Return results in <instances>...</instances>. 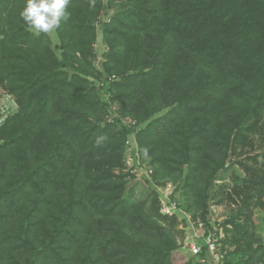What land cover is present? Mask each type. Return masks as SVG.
<instances>
[{"label":"trees","instance_id":"obj_1","mask_svg":"<svg viewBox=\"0 0 264 264\" xmlns=\"http://www.w3.org/2000/svg\"><path fill=\"white\" fill-rule=\"evenodd\" d=\"M24 3L0 0V89L17 106L0 126V264H209L210 233L224 264H264V152L246 156L264 130V0H70L50 33ZM131 136L150 201L126 196ZM222 173L241 204L220 237L207 216L231 199L213 195ZM168 184V204L201 215L197 257L160 214Z\"/></svg>","mask_w":264,"mask_h":264},{"label":"rangeland","instance_id":"obj_2","mask_svg":"<svg viewBox=\"0 0 264 264\" xmlns=\"http://www.w3.org/2000/svg\"><path fill=\"white\" fill-rule=\"evenodd\" d=\"M105 48L104 45H102L101 40L98 36V41L93 44V48L95 50V63H98V60H100V54L102 53L103 49ZM16 104L8 93L4 92L3 90L0 89V126L4 122V120L8 117L9 114L13 113L16 110ZM131 120V119H130ZM129 122V121H128ZM127 123V122H126ZM249 142L252 143V146L254 147V150L251 153H248L246 156H255L258 155L262 152H264V130L260 129L259 132L253 133L249 136ZM129 144L132 146V149L127 151L126 153V165L129 169H132L133 166H139L140 162L137 161L136 163H133L132 158L130 157V153H135L136 156H138L139 153V148L136 146L135 147V138L131 136V139L129 140ZM247 153V152H246ZM245 153V154H246ZM244 156V155H243ZM242 157V156H241ZM131 158V159H130ZM244 157H242L243 159ZM235 160L237 161L238 159L235 158L232 160L233 163H235ZM261 161V159L259 160ZM149 163V162H147ZM142 167V169H132L133 172L136 171L135 178L131 180L127 186V193L126 196L131 198L134 201H150V197L153 195V191L156 190L154 185L153 180L151 179V173L153 172L150 167ZM236 166V165H235ZM238 167H235L234 170H237ZM221 180L218 179V181L215 183V190L213 192V195L217 193V187L221 186L222 184L227 185V193L231 194V199L228 197H222V195H218L215 199H212V202L208 204L209 208V214L207 216V219L209 222L213 225L215 229H218L220 235L222 236V231L218 226L222 222H224L226 219L231 218L232 215L237 216L238 214V205L240 206V200L239 198L233 193L232 190V176L230 173H222L221 175ZM170 185V184H168ZM171 186V185H170ZM155 188V189H154ZM241 188V187H240ZM172 192V186L171 187H166L165 191H163L162 195H170ZM220 194V193H219ZM242 196L243 193H242ZM216 200V201H215ZM165 202V200L160 198V202L162 205V202ZM190 198H185L183 200L184 205L189 204ZM239 202V203H235ZM161 214V212H160ZM200 215V213H198ZM253 217L259 219L264 216V209L263 210H253ZM163 215V214H161ZM177 216V224L170 228H168V232L170 235H172L176 245L178 248H180V256H184V258L188 259L189 254H190V247L194 246L196 244V240L201 238L204 232V227H203V222L201 221L200 217L195 219V217L192 219V216L188 215L185 213V210L183 207H180L179 209L175 210L171 215L167 217H173ZM188 215V216H187ZM166 216V215H165ZM187 220V224L182 223L183 222V217ZM254 218V219H255ZM241 220V218L237 219ZM164 226H168V224H163ZM221 227V226H220ZM260 227V223H259ZM258 227V234L260 233ZM236 231L233 229L231 232V237H233V234H235ZM263 235V234H262ZM263 239V238H262ZM264 241V239H263Z\"/></svg>","mask_w":264,"mask_h":264},{"label":"clouds","instance_id":"obj_3","mask_svg":"<svg viewBox=\"0 0 264 264\" xmlns=\"http://www.w3.org/2000/svg\"><path fill=\"white\" fill-rule=\"evenodd\" d=\"M70 0H25L20 18L36 33H50L70 19Z\"/></svg>","mask_w":264,"mask_h":264},{"label":"built area","instance_id":"obj_4","mask_svg":"<svg viewBox=\"0 0 264 264\" xmlns=\"http://www.w3.org/2000/svg\"><path fill=\"white\" fill-rule=\"evenodd\" d=\"M150 173L152 174V172H150ZM168 186L171 187L170 185H167V187ZM163 191H165V190H163ZM163 191H162V193H163ZM162 198L165 200V202L164 201L162 202L160 212L163 215L169 216V215H171V213H173L176 210V205L174 203L168 204L169 195L163 194ZM259 223H260V228L263 231L262 237L264 239V216H262L259 219ZM220 237H222V236L220 235ZM203 241H204V244L206 246V257L204 259L200 260V262L201 263L207 262L209 264H224L223 255L220 254L217 250L218 249V243H217V239H216L215 235L210 233L207 236L203 237ZM189 250H190V254L192 256L197 257V256H199V254L201 252V246H199L198 244H195L194 246H191Z\"/></svg>","mask_w":264,"mask_h":264}]
</instances>
